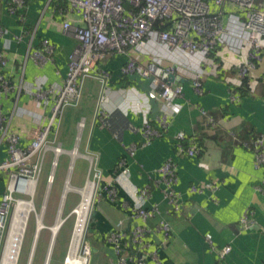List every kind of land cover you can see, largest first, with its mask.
I'll list each match as a JSON object with an SVG mask.
<instances>
[{"label":"crops","instance_id":"0c3cea01","mask_svg":"<svg viewBox=\"0 0 264 264\" xmlns=\"http://www.w3.org/2000/svg\"><path fill=\"white\" fill-rule=\"evenodd\" d=\"M45 4V0H32L26 10L27 25L34 28L38 24L33 40L34 49L41 46L43 38H49L55 46L54 58L45 66H38L30 56V36H25L20 43L13 41L8 49H4V40L0 38V53L3 52L7 58L2 71L16 86L21 80L33 81L40 75H47L51 82H61L67 72L68 56L77 43L64 32L63 22L67 20L78 25L86 24L81 15H60L57 12L59 8L66 7V2L62 7L56 8L51 4L44 10ZM7 5L8 0H0V24L10 28L12 32L20 33L22 24L8 14ZM152 52L162 58L164 65L176 64L179 67L176 76L182 75L181 78L184 79L185 95L176 99L177 112L163 137L154 139L148 145L143 144L140 127L144 114L140 109L144 106V101H148L146 95L151 90L150 81L122 74L121 67L127 59L124 54L109 56L101 62V66L113 74L112 90L107 96L109 114L106 121L95 116L100 83L93 78L85 80L80 105L73 107L61 118L57 139L64 148H77L81 152L90 150L100 154L103 197L97 202L93 212L92 226L96 232H91L90 244L96 251L92 252L89 264H105L115 258L107 236L116 230L120 220H124L128 232L136 224V220L130 217L134 202L124 188L118 183H112L124 167L129 169L131 184L138 188L150 186L146 207L152 208L155 204L159 207V213L148 220L151 232L146 241L150 251L158 250L160 264H264V192L256 188L264 180V168L255 167L252 151L238 146L231 135V132H235L247 140L257 133H264V59L258 66L261 79L249 84L248 90H244V81L239 78L237 70L222 64L223 74L220 72V76H204L206 91L204 95L198 96L192 88L190 78L185 75L194 74L198 70L201 55L190 56L161 45L152 47ZM237 90H240L242 97L239 102H233L231 92ZM17 100L20 106L37 110L34 100L24 92L18 94L16 88L7 96H2V110L6 115L10 114ZM149 104L151 116L163 110L160 100L152 99ZM201 109L218 120L214 128L209 127L208 117L202 114ZM82 117L86 118V126L80 131L78 122ZM34 127L29 116L14 115L10 120V128L21 136V145L24 147L31 143ZM179 131H184L188 137L198 138L202 147L198 155L189 158L179 153L176 139ZM1 136L0 132V161L7 158V145ZM50 137L54 138L53 133ZM131 144L138 146L135 155L127 149ZM52 158L53 154L49 153L45 163L48 168L51 167ZM168 158L174 159L178 166L179 180L176 189L182 195V211L178 213L171 210L164 197L163 183L160 182L158 172ZM71 164L73 169L70 172ZM77 165L80 166L78 171ZM48 170L49 174L50 169ZM87 175L88 161L84 158L67 154L59 158L51 188L56 210L53 211V220L46 223L51 225L48 227L51 235L47 231L43 236L42 228L37 235L35 219V233L26 264H45L51 245L49 264L57 262L58 250L55 246L60 230L53 245L52 229L56 219L61 216V207L56 215L58 200L67 193L66 201H63L64 198L62 201L65 202L67 211L72 212L83 198L80 190L84 189L82 187ZM68 179L70 186L67 184ZM5 181V176H0V200L6 191ZM203 183L218 184V203L213 201L208 191L195 194L189 192L191 185ZM90 185L93 195V185ZM109 185L117 189L116 200H111L108 196ZM75 188L80 189L77 190L78 193L71 190ZM46 192L47 178L44 197L49 193ZM79 194L82 197L80 201ZM247 208L254 211L255 226L251 229H244L240 222ZM162 221L170 223L171 232L168 237L157 229ZM42 223L44 224L43 221ZM64 235L65 232L57 245L61 249L67 242ZM228 244L232 246V250L221 259L219 250ZM129 252L131 251H126L127 254ZM88 261V256L84 255L83 264H88ZM146 264L158 263L147 257Z\"/></svg>","mask_w":264,"mask_h":264},{"label":"built area","instance_id":"2783aa9c","mask_svg":"<svg viewBox=\"0 0 264 264\" xmlns=\"http://www.w3.org/2000/svg\"><path fill=\"white\" fill-rule=\"evenodd\" d=\"M45 1L44 10L53 0ZM64 1L66 7L59 8L57 12L60 15H81L86 24L78 25L67 20L63 22L64 32L77 43L68 56L67 72L61 82H51L47 75H40L33 81L21 80L16 86L2 71L7 58L3 52L0 53V132L1 139L7 145V158L0 161V176L6 178V191L0 200V264L8 243L13 215L25 200L32 201L33 207L28 211L22 226L24 233L19 239L16 264H19L32 215L36 219V232H40L37 216L41 213L44 216L46 204L42 202L40 208H37L35 197L49 153L53 154V158L47 176L46 193L54 182L59 158L67 154L80 156L88 161L85 185L91 182L94 186L92 204L102 199L103 171L99 166L100 154L90 150L81 152L77 148L68 150L57 137L64 109L80 105L83 85L87 78H93L100 83V97L95 116L106 121L109 114L107 96L112 90L113 74L101 66L104 59L124 54L127 59L121 67L122 74L128 77L139 76L150 81L151 90L146 95L148 101H144V106L140 109L144 114L140 127L144 145L168 132L177 112L176 99L185 95L184 83L177 79L171 80L173 75H177L179 67L176 64L164 65L162 58L152 52V47L161 45L190 56L201 55L198 70L194 74L185 75L190 78L192 88L198 96L205 94L204 76H218L222 64L234 67L239 78H249L250 84L261 79L258 66L264 59V0ZM27 8L28 0H8V14L20 21L22 26L20 33H17L0 24V38L4 40V49H8L13 41L20 43L25 36H30V56L38 66L43 67L54 58L55 46L49 38H43L41 46L34 49L33 40L38 31V24L34 28L27 25ZM157 22L160 23L159 27H156ZM214 55L221 59V63ZM16 88L18 94L24 92L34 100L37 110L20 106L17 100L9 115L3 112L2 96H7ZM152 99L163 103V110L153 116L149 104ZM231 100L239 102V93L232 91ZM201 112L208 117L209 127L214 128L218 120L204 109H201ZM14 115L29 116L35 124L31 143L26 147L21 145V136L10 128V120ZM85 126L86 118L82 117L78 122V129L81 131ZM52 133L54 138L50 137ZM231 135L238 146L252 151L255 167L264 168V133H257L247 140L235 132H231ZM187 138L184 131L176 134L177 149L187 157H195L201 152V148L195 141L187 144ZM137 148L136 144L127 146L132 155H135ZM72 169L71 164L70 172ZM158 172L161 176L160 182L163 183L164 197L171 210L175 213L181 212L182 195L176 189L179 177L174 159L168 158L159 167ZM129 173V169L124 167L112 183H118L124 188L134 202L130 217L136 220V224L128 232L124 220H120L116 230L108 234L107 241L113 248L115 258L105 264H146L147 257L160 264L158 250L150 251L146 241L151 232L147 225L148 220L159 213V207L156 204L152 208L146 207L150 186L138 188L131 184ZM67 184H70V179ZM256 188L264 192V180L257 184ZM217 189L218 184L214 183L193 184L189 192L195 194L208 191L213 201L218 203ZM66 194L62 197H66ZM108 196L111 200H116V187L109 185ZM253 214L251 208L244 211L240 221L244 229L255 226ZM45 228L48 227L44 224L42 230ZM157 229L162 230L166 237L170 235L171 226L167 221H162ZM86 248L89 253L92 251L90 246ZM128 250L131 252L127 254ZM231 250L232 246L229 244L220 249L221 259Z\"/></svg>","mask_w":264,"mask_h":264},{"label":"rangeland","instance_id":"374dc122","mask_svg":"<svg viewBox=\"0 0 264 264\" xmlns=\"http://www.w3.org/2000/svg\"><path fill=\"white\" fill-rule=\"evenodd\" d=\"M71 109H73V107H66L64 109V111H63L64 116ZM48 169H50V168H48V166L46 165L44 170H43V173H42V177H41L40 184H39V187H38L37 195L35 197V203H36L37 208H40V205H41L42 202L46 204V210H45V213H44V216H43L44 219L41 217V223L43 221L44 224L46 225V227H51V225H47L46 223H49L50 221L53 220V211L56 210V206H53V197L51 195V188H52L53 184H52V186H51V188L49 190L48 195L45 196V197L43 196V190H44V186H45V183H46V178H47L48 171H49ZM79 169H80V166L77 165L76 166V171H78ZM74 192H76V191H74ZM23 197L28 198V196H23ZM42 197H44V199ZM80 197H81V195L79 194V199L77 197H76V199L75 198L74 199L76 201H77V199H78V201H80ZM62 200H63V198H60V200H58V202H59L58 204L59 205H58V208H57V211H56V215H58L59 209L61 207L62 211H61L60 219L62 220V223H61L60 229H61V227L64 224V226H63V230L65 231L64 238L66 239L67 242H66V246H64L63 249H61V247L56 246V249L58 250V256H56L57 262L55 264H66V258H67L66 256H67V253H68V250H69V247H70L73 231H74L75 224H76V215L73 213V211L72 212L71 211H67V209L65 207V202L63 203V201H66V199H64L63 201ZM93 212H94V204H92V206H90V211H89V214L87 216L85 232H84V235H83V240H82V243H81L80 251H79V254H78V257H77V264H83L84 255L88 256V259H89L88 264L90 262V256L92 254V251H90V253L86 254L85 250H86L87 246H90L91 249H92V246L90 244V239H89V238H91V236L89 234H87V231H88L89 219H90V216H91V214ZM69 213L71 215L68 217ZM66 218H67V220H65ZM60 219L57 218L55 224L54 225L52 224L53 225V229H54L55 226H57V224L59 223ZM41 225H42L41 228H43V223ZM37 226H38V224H37ZM60 229H58V230H60ZM47 231L50 232V229L46 228V229L43 230V232H42L43 236L45 235V233ZM34 233H35V216L32 215L31 216L30 225H29V229H28V231L26 233V236H25V239H24V245H23V248H22L19 264H26V262H27L28 252H29V249H30V245L32 243V239L34 237ZM50 235H51V232H50ZM57 245H58V243H57Z\"/></svg>","mask_w":264,"mask_h":264},{"label":"bare ground","instance_id":"6f19581e","mask_svg":"<svg viewBox=\"0 0 264 264\" xmlns=\"http://www.w3.org/2000/svg\"><path fill=\"white\" fill-rule=\"evenodd\" d=\"M88 183L92 184L91 182H88ZM88 183L85 185V187H82L84 189L80 188L82 190H80L79 188L71 189L76 192L77 190H80L83 198L80 204L76 206V208L73 210V213L76 215V224H75V228L73 231L67 258H66V264H77V257L80 251L81 243L83 240V235L85 232L87 216L89 214L90 204L92 205V199H93L92 186ZM93 192H94V186H93ZM91 195H92V198H91ZM64 199H66V197ZM32 207H33L32 201L25 200L23 202V205H19L16 212L14 213L8 243L6 245L3 260L1 264H16L17 254L19 251V247H18L19 239L21 235H23L24 233V231L22 230V226L24 224L28 211L31 210ZM41 217L43 218L42 213L37 216V224L39 227L38 229L42 227ZM61 223L62 221L59 220V223L57 224V226H55V228L52 229L53 234L57 232L59 226H61ZM43 227H44V224H43ZM85 251L88 252V248H86Z\"/></svg>","mask_w":264,"mask_h":264},{"label":"trees","instance_id":"16d2710c","mask_svg":"<svg viewBox=\"0 0 264 264\" xmlns=\"http://www.w3.org/2000/svg\"><path fill=\"white\" fill-rule=\"evenodd\" d=\"M32 0H28V3H30ZM65 1L64 0H53V2L51 3L53 6H56V8L57 7H62V5H63V3H64ZM160 26V23H156V27H159ZM162 29H166V27H162ZM215 56V58H216V60L218 61V62H220L221 63V59L219 58V57H216V55H214ZM220 72H221V69H220V71H219V76H220ZM222 73V72H221ZM223 74V73H222ZM221 74V75H222ZM126 77H128V76H126ZM133 77V76H132ZM126 79V78H125ZM249 78H244L243 79V81H244V84H243V88H244V90H248V85L250 84L249 83ZM203 85H204V83H203ZM243 88H238V89H240V90H243ZM240 90H237V91H234L235 93H239V95H240V97H242V93L240 92ZM206 91V90H205ZM190 141H195L197 144H198V146L201 148V150H202V147L200 146V143H199V140H198V138L196 137V136H192V137H188L187 138V140H186V143L188 144V143H190ZM189 158H191V157H189ZM196 185H199V184H196ZM96 204L97 203H95L94 204V208H95V206H96ZM94 218V216H93V213L91 214V216H90V219H89V224H88V231H87V234H91V232L94 234L95 232H96V230H94L93 229V226H92V219ZM63 226H64V224H63ZM63 226L61 227V229H60V232H59V234L57 235V243H58V241L60 240V237H61V235L65 232L64 230H63ZM92 229H93V231H92ZM89 239H91V238H89ZM57 246V245H56ZM56 246H55V248H56Z\"/></svg>","mask_w":264,"mask_h":264},{"label":"water","instance_id":"95a60500","mask_svg":"<svg viewBox=\"0 0 264 264\" xmlns=\"http://www.w3.org/2000/svg\"><path fill=\"white\" fill-rule=\"evenodd\" d=\"M175 79H177V80H179V81H181V82H184V79L183 78H181V77H179V76H175V75H173L172 77H171V80H175ZM58 229H60V226H59V228ZM58 231L59 230H57V232L55 233V234H53V245H54V242H55V238H56V235H57V233H58ZM38 233H39V231H38ZM38 233H37V235H38ZM36 243H34V245H35ZM33 251H34V248H33ZM51 251H52V245H51V248H50V251H49V254H48V256H47V260H46V263L45 264H49V259H50V256H51ZM96 251V248H92V252H95ZM28 264H31V262H29Z\"/></svg>","mask_w":264,"mask_h":264}]
</instances>
